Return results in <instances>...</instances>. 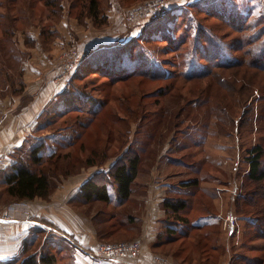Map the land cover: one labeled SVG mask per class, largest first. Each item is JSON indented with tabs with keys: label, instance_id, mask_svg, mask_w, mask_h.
<instances>
[{
	"label": "rangeland",
	"instance_id": "1",
	"mask_svg": "<svg viewBox=\"0 0 264 264\" xmlns=\"http://www.w3.org/2000/svg\"><path fill=\"white\" fill-rule=\"evenodd\" d=\"M149 1L157 0H100L103 22L94 23L89 16L80 14V0H54L53 10L43 5V0H0L2 91L8 92L9 76L15 80V88L22 86L23 77L27 80L32 77L24 70L26 61L37 64L48 61L42 65L44 75L59 74L63 68L76 64L64 82L74 102L67 105L64 100L56 102L43 112L34 135L20 150L19 159L30 158L35 147H40L39 153L45 156L54 153L41 165L53 184L89 167L116 158L118 161L128 152L136 153L140 157L139 178L170 182L173 197L170 200H183L185 209L180 212L191 222L209 214L218 215L228 248L231 242L238 248L243 234L240 218L257 216V212L251 211L256 205H264L263 186L256 189L257 185L249 183L245 188L247 150L255 144L264 145V72L258 73L259 85L254 84L256 87L243 104L238 102L237 94L228 96L224 88L209 77L191 78V73L197 70L193 67L196 61L192 58L184 61L187 53L184 50L194 39V23L190 17L185 19L183 27L189 39L186 40L184 31L180 30L173 36L175 42H183L177 47L159 39L146 41L145 31L153 29L147 24L158 15L138 23L130 20L128 14ZM162 1L165 6L159 15L170 11L179 13L187 6L172 10L168 7L173 6L175 0ZM211 1L216 3L211 4L216 8L221 5V0ZM222 1L237 4L242 11L246 3L247 7L255 4L254 15L259 14L264 5V0L240 1L243 5L239 0ZM168 26L166 22L163 28L168 29ZM151 32L150 37L158 34V31ZM163 32L165 30L160 34ZM93 39L105 44L91 55V51H85L90 50L87 45L95 43ZM134 46L136 49L131 50L129 59L127 48ZM142 47L153 74L134 73L122 77L131 68L126 62L143 57ZM103 56L114 63L106 64L107 67L98 64ZM90 62L89 67L80 68ZM179 62L183 64L181 68ZM121 65H125L124 68ZM144 66L147 65L144 63ZM121 69L125 72H114ZM104 70L109 75L102 73ZM241 71L237 69V73ZM247 71L256 72L255 69ZM249 106L253 109L254 122L247 127L243 122L240 128V122L249 114L245 112ZM218 107L223 108L224 114H219ZM4 193L8 201H16L6 193L5 186ZM240 195L245 196V200L238 206L235 200ZM250 201L255 205L253 208ZM227 216L235 219L232 235L227 234L228 228L224 226ZM260 228L262 230V226ZM193 235L169 247L168 252L175 257L164 254L158 257L172 264H194L193 255L204 257L202 253L209 252L212 245L205 232L195 231ZM131 240L138 239L106 242ZM250 242L247 237L245 243Z\"/></svg>",
	"mask_w": 264,
	"mask_h": 264
},
{
	"label": "crops",
	"instance_id": "2",
	"mask_svg": "<svg viewBox=\"0 0 264 264\" xmlns=\"http://www.w3.org/2000/svg\"><path fill=\"white\" fill-rule=\"evenodd\" d=\"M175 1L168 9L200 0ZM101 44L105 43L91 42L85 53L91 51L93 55ZM47 63L26 61L24 70L32 77H23L22 86L15 88V80L9 76L8 92L0 89V262L53 254L57 264H155L161 254L175 257L168 252L170 246L194 237L195 231H203L209 235L212 246L209 252L202 253L204 257L194 254V264H264V231L258 216L240 218L241 243L236 248L231 242L228 248L218 215L209 214L191 222L179 212V217L188 222L177 219V212L169 207L172 184L167 180L139 178V168L127 197L122 198L117 184L108 179L106 201L85 199L83 184L99 172L108 173L117 158L51 183L46 197L8 201L4 193L5 173L19 159L27 139L34 135L39 117L53 103H63V94L68 90L66 83L57 80L58 72L44 75L42 65ZM1 69L2 65L0 72ZM247 237L250 243H245ZM129 239L141 243L136 259L108 261L93 253L100 242Z\"/></svg>",
	"mask_w": 264,
	"mask_h": 264
},
{
	"label": "trees",
	"instance_id": "3",
	"mask_svg": "<svg viewBox=\"0 0 264 264\" xmlns=\"http://www.w3.org/2000/svg\"><path fill=\"white\" fill-rule=\"evenodd\" d=\"M41 1V0H39ZM43 5H49L48 7L53 10L55 7L54 0H43ZM209 0H200L190 4H187L185 9L181 12H167L163 15H158L147 24L152 26L149 31H145L147 34L145 40L153 41L159 39L167 43L173 44L177 47L183 42L181 40L175 42L173 36L180 30L184 31L186 40L189 39L186 29L183 27L185 19L191 18L194 23L195 35L191 40V44L187 45L185 59H195L193 67L197 70L191 73V78H210L215 81L217 85L223 87L228 96L237 94L238 102L243 104L250 94V92L256 87L254 84H258L260 72H264V5L260 7V13L254 15L253 12L257 10V5L250 4L251 6L245 7V11H242L241 7L237 4H229L230 1H220V6L216 8L215 2ZM235 1V0H233ZM239 0V4L243 5ZM81 12L92 19L94 23H102L104 17L101 13L100 0H80ZM245 5V4H244ZM61 7V6H60ZM78 14V16L80 15ZM193 15V19L191 17ZM202 15V16H199ZM254 15V16H253ZM209 21H214L215 24H206ZM166 22L168 23V29H164ZM149 27V26H148ZM163 32L160 34V32ZM151 31H158L156 37H150ZM143 36V34H142ZM155 38V39H154ZM187 43V42H186ZM138 46V45H137ZM140 46V45H139ZM141 47V46H140ZM144 47V46H143ZM143 47L141 48V55L145 53ZM134 48H127L129 57L135 50ZM124 52L126 51L123 46ZM123 52V51H122ZM104 57V56H103ZM181 57V54L178 56ZM112 59V58H111ZM131 59V57L129 58ZM108 62V63H107ZM90 63H85L81 69L89 67ZM114 60H110L109 57H104L99 60L98 64L112 65ZM127 67H131L130 70L122 77L128 75L145 74L153 71L150 65L147 63L146 58L134 57L133 60L126 62ZM144 63L147 65L144 66ZM125 65H121L124 66ZM183 64L179 62L178 67L181 68ZM107 67V66H106ZM79 68V69H80ZM78 69V70H79ZM105 69V67H104ZM116 69V68H115ZM154 69V68H153ZM237 69H241V74L237 73ZM249 69H255L256 72H248ZM245 70V71H244ZM80 71V70H79ZM115 73H124V70H114ZM105 75H109L107 72L102 71ZM181 73V72H180ZM182 74V73H181ZM183 75V74H182ZM264 81V80H262ZM259 85V84H258ZM68 86V85H67ZM66 92V91H65ZM64 92V93H65ZM70 91L63 94V100L68 103L74 102L72 97H69ZM264 101V98H262ZM76 100V99H75ZM212 100V99H211ZM81 101V100H80ZM75 104V103H74ZM80 104V102H79ZM86 103H82L84 105ZM258 107H256L257 109ZM253 109L250 106L246 108L245 120L240 122L247 127L251 122H254ZM219 114H224L223 108L218 107ZM219 115V116H220ZM40 147H35L30 153V158L27 160L18 159L17 162L5 173V190L7 194L15 200L33 199L35 197H46L50 191L51 180L45 168L41 165L44 160L52 157L54 154L45 156L43 153H39ZM248 155L245 158L247 163L248 172L245 174L247 188L250 183L252 186L257 185L264 187V145L255 144L250 150L248 149ZM140 157L136 153L128 152L116 160V162L109 168L108 173L99 172L91 179H88L82 186V194L85 199H96L106 201L108 199L105 180L113 179L117 184L118 194L125 198L131 192V183L136 177L137 170L139 168ZM262 183V184H260ZM251 190V189H249ZM252 193L254 190H251ZM264 197V190L261 192ZM262 197V199H263ZM245 196L240 195L236 198V202L243 203ZM252 204V202L250 201ZM183 200L172 201L169 207L173 212L177 214L185 209ZM239 206V204H238ZM255 205L252 204V208ZM251 212L256 213L258 220L261 221L264 231V205H256ZM176 216L177 219L185 221L187 219ZM254 217V216H253ZM257 219V218H256ZM57 264L56 256L53 254H33L23 259L14 258L7 262H0V264Z\"/></svg>",
	"mask_w": 264,
	"mask_h": 264
},
{
	"label": "built area",
	"instance_id": "4",
	"mask_svg": "<svg viewBox=\"0 0 264 264\" xmlns=\"http://www.w3.org/2000/svg\"><path fill=\"white\" fill-rule=\"evenodd\" d=\"M165 2L162 0L144 2L135 8L131 9L128 18L134 22L141 23L143 21L149 20L154 16H157L163 11ZM76 64L72 63L68 67L63 68L58 74L59 82H67L68 78L72 74ZM5 219L8 216H4ZM224 226L228 228L227 234L232 235L235 231V219L231 216H227L224 220ZM141 250V243L138 240H131L126 242H100L98 243L93 253L96 257L108 260V261H120L125 258H138ZM155 264H172L163 259L157 257L155 259Z\"/></svg>",
	"mask_w": 264,
	"mask_h": 264
}]
</instances>
